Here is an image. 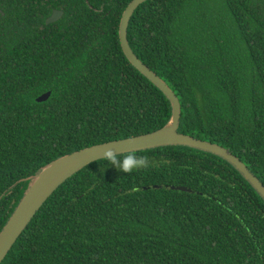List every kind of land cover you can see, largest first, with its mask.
Instances as JSON below:
<instances>
[{
  "label": "trees",
  "instance_id": "1",
  "mask_svg": "<svg viewBox=\"0 0 264 264\" xmlns=\"http://www.w3.org/2000/svg\"><path fill=\"white\" fill-rule=\"evenodd\" d=\"M131 1L0 0V231L51 161L171 118L122 49ZM55 8L64 14L48 24ZM128 39L179 97V131L224 146L264 182V0H147ZM129 155L149 166L88 164L1 264H264V198L233 164L186 145L115 156Z\"/></svg>",
  "mask_w": 264,
  "mask_h": 264
},
{
  "label": "water",
  "instance_id": "2",
  "mask_svg": "<svg viewBox=\"0 0 264 264\" xmlns=\"http://www.w3.org/2000/svg\"><path fill=\"white\" fill-rule=\"evenodd\" d=\"M145 1L147 0H132L124 10L119 27L120 43L129 61L157 85L170 99L172 105L171 118L163 127L155 131L107 141L65 154L44 166L41 172L31 176L30 179L32 183L30 188L4 228L0 231V264L33 220L37 212L56 189L73 174L88 164L105 158V152L109 149L113 151V155H118L167 145H186L195 147L228 160L264 198V182L254 174L240 157L218 143L200 139L179 131L182 117V106L179 97L162 77L138 57L133 51L128 39V26L131 17L135 10ZM63 14L64 11L62 9H54L46 22L48 24L56 22ZM50 95L51 91L41 95L38 100H47ZM18 183L19 182L15 185ZM172 188L192 191V189L186 186L173 185Z\"/></svg>",
  "mask_w": 264,
  "mask_h": 264
},
{
  "label": "clouds",
  "instance_id": "3",
  "mask_svg": "<svg viewBox=\"0 0 264 264\" xmlns=\"http://www.w3.org/2000/svg\"><path fill=\"white\" fill-rule=\"evenodd\" d=\"M106 158L112 165L118 167L123 172H131L133 168L148 167V162L144 158H137L133 155H129L124 158V161L119 160L111 149L105 152Z\"/></svg>",
  "mask_w": 264,
  "mask_h": 264
},
{
  "label": "flooded vegetation",
  "instance_id": "4",
  "mask_svg": "<svg viewBox=\"0 0 264 264\" xmlns=\"http://www.w3.org/2000/svg\"><path fill=\"white\" fill-rule=\"evenodd\" d=\"M55 9H58V8H55ZM53 11H54V9H53ZM53 13V12H52Z\"/></svg>",
  "mask_w": 264,
  "mask_h": 264
}]
</instances>
